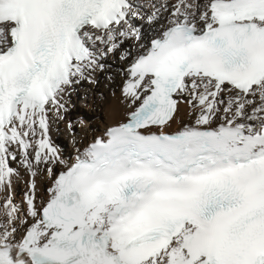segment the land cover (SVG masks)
<instances>
[{"label":"snow or ice","instance_id":"6c2138e0","mask_svg":"<svg viewBox=\"0 0 264 264\" xmlns=\"http://www.w3.org/2000/svg\"><path fill=\"white\" fill-rule=\"evenodd\" d=\"M0 264H264V0H0Z\"/></svg>","mask_w":264,"mask_h":264},{"label":"bare ground","instance_id":"6f19581e","mask_svg":"<svg viewBox=\"0 0 264 264\" xmlns=\"http://www.w3.org/2000/svg\"><path fill=\"white\" fill-rule=\"evenodd\" d=\"M119 78L117 77V84ZM100 91L105 93L106 99L100 98L93 100L91 96L87 100L78 101L79 110L88 118V123L92 128L103 129L111 124L114 118H118L114 114L113 109L116 107V101L111 97L108 89L105 87L103 78H101ZM63 146V145H61Z\"/></svg>","mask_w":264,"mask_h":264},{"label":"rangeland","instance_id":"374dc122","mask_svg":"<svg viewBox=\"0 0 264 264\" xmlns=\"http://www.w3.org/2000/svg\"><path fill=\"white\" fill-rule=\"evenodd\" d=\"M82 113V112H81ZM83 114V113H82ZM62 139V138H61ZM58 142H59V139H58Z\"/></svg>","mask_w":264,"mask_h":264}]
</instances>
